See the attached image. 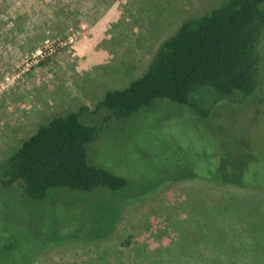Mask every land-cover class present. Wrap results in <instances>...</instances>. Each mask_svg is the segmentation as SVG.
Here are the masks:
<instances>
[{"label": "rangeland", "instance_id": "1", "mask_svg": "<svg viewBox=\"0 0 264 264\" xmlns=\"http://www.w3.org/2000/svg\"><path fill=\"white\" fill-rule=\"evenodd\" d=\"M223 1L0 0V168L51 118L77 112L100 129L88 163L128 183L41 203L0 184L1 263L264 264V31L259 87L240 104L199 87L187 104L157 100L127 119L97 109L183 21ZM215 166L261 171L259 188H217Z\"/></svg>", "mask_w": 264, "mask_h": 264}, {"label": "trees", "instance_id": "2", "mask_svg": "<svg viewBox=\"0 0 264 264\" xmlns=\"http://www.w3.org/2000/svg\"><path fill=\"white\" fill-rule=\"evenodd\" d=\"M263 5L264 0H224L206 13L183 21L159 45L143 74L122 89L106 92L97 109L114 119H127L151 108L157 100L187 104L199 87L208 88L216 96L215 103L230 100L240 104L250 98L259 87L256 45L264 31ZM81 111L86 112L85 108ZM201 115L207 117L208 112ZM97 131L100 129L85 126L77 112L51 118L2 164L0 184L19 182L24 197L35 203L62 191L124 192L128 185L125 179L87 161L86 147L97 137ZM209 168L206 179L217 188H259L255 180L261 171L255 175L251 167ZM212 234L209 238L207 233L205 240L215 245L220 237ZM13 249L14 242H7L2 252Z\"/></svg>", "mask_w": 264, "mask_h": 264}, {"label": "crops", "instance_id": "3", "mask_svg": "<svg viewBox=\"0 0 264 264\" xmlns=\"http://www.w3.org/2000/svg\"><path fill=\"white\" fill-rule=\"evenodd\" d=\"M212 243V242H211Z\"/></svg>", "mask_w": 264, "mask_h": 264}]
</instances>
